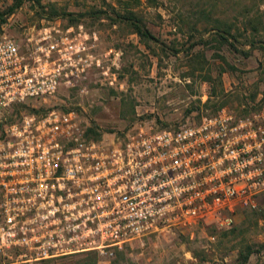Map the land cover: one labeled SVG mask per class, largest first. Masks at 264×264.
<instances>
[{"label":"built area","instance_id":"built-area-1","mask_svg":"<svg viewBox=\"0 0 264 264\" xmlns=\"http://www.w3.org/2000/svg\"><path fill=\"white\" fill-rule=\"evenodd\" d=\"M96 40L60 20L19 37L0 29V253L15 250L26 264L83 251L108 257L154 234L222 228L264 193V104L165 127L138 121L97 138L73 108L39 110L33 103L60 87L108 72Z\"/></svg>","mask_w":264,"mask_h":264},{"label":"rangeland","instance_id":"rangeland-1","mask_svg":"<svg viewBox=\"0 0 264 264\" xmlns=\"http://www.w3.org/2000/svg\"><path fill=\"white\" fill-rule=\"evenodd\" d=\"M134 18L153 39L133 31ZM53 20L95 32L94 52L108 72L92 70L77 87H60L54 98L33 104L73 108L99 136L120 135L138 121L165 127L221 107L245 115L264 104V0H0V29L16 37ZM231 24L241 34L236 51L219 37ZM254 32L259 43L245 44ZM27 104L17 111H27ZM94 252L38 264H264V193L228 226L154 234L108 257ZM16 254L0 253V264H26Z\"/></svg>","mask_w":264,"mask_h":264},{"label":"trees","instance_id":"trees-1","mask_svg":"<svg viewBox=\"0 0 264 264\" xmlns=\"http://www.w3.org/2000/svg\"><path fill=\"white\" fill-rule=\"evenodd\" d=\"M211 29L212 30L214 29V30L218 31V28H211ZM236 29H238V28H236ZM133 31L137 35H139L140 37H142V38H145V39H153L152 34L145 27V25L142 24V21L139 18H134L133 19ZM232 31H233V24L229 25L227 27V29H225L224 31H221L220 30V33H224L225 34V37H223L222 34H219V37H220V39H222L226 43V45L229 48H231L232 50H235L236 51L237 50V48H236V46H237V37L238 36H241V34L239 33L236 36V34H234V32H232ZM254 31H256V30H254ZM256 35H258L257 32L252 33L253 38L252 39H249L247 42H245V44H248L249 46H252L255 43H259V40H257L259 36L256 37ZM262 44H263V42H262ZM19 106H23L24 107L25 104H19ZM15 107H17V106H15ZM86 132H87V134L93 136L94 138H97L99 136V134L96 133V132H94V130L91 129V128H87ZM248 253L249 252H246L245 254H240V257H241L242 262H245L247 260Z\"/></svg>","mask_w":264,"mask_h":264},{"label":"crops","instance_id":"crops-1","mask_svg":"<svg viewBox=\"0 0 264 264\" xmlns=\"http://www.w3.org/2000/svg\"><path fill=\"white\" fill-rule=\"evenodd\" d=\"M83 252H86V251H83ZM90 252H92V253H93L94 251H90ZM94 253H96V252H94Z\"/></svg>","mask_w":264,"mask_h":264}]
</instances>
